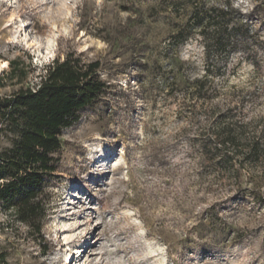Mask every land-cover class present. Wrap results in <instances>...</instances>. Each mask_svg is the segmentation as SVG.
I'll return each mask as SVG.
<instances>
[{
	"label": "rangeland",
	"instance_id": "rangeland-1",
	"mask_svg": "<svg viewBox=\"0 0 264 264\" xmlns=\"http://www.w3.org/2000/svg\"><path fill=\"white\" fill-rule=\"evenodd\" d=\"M204 1L230 2L251 25L247 59L238 52L224 67L206 60L196 33L174 38L190 11L181 1L0 0V97L33 89L68 52L99 61L110 88L61 134L40 238L0 208L8 264H264V173L244 169L238 186L201 165L193 146L236 107L240 145L257 141L264 156V0ZM12 61L25 80L6 77ZM207 66L213 76L190 120L184 88ZM9 147L0 134V151Z\"/></svg>",
	"mask_w": 264,
	"mask_h": 264
},
{
	"label": "trees",
	"instance_id": "trees-1",
	"mask_svg": "<svg viewBox=\"0 0 264 264\" xmlns=\"http://www.w3.org/2000/svg\"><path fill=\"white\" fill-rule=\"evenodd\" d=\"M175 1L190 7L185 25L174 35L179 42L196 33L206 60L223 59L224 67L238 52L248 58L246 46L256 34L247 21L236 17L230 2L209 5L204 0ZM252 64L256 67L254 61ZM9 68V80L26 79L27 73L16 61L10 62ZM100 70L99 61H86L82 54L68 52L62 60L57 57L43 68L33 89L19 88L0 97V134L10 139V147L0 151V208L30 233L36 231L38 238L47 213L48 189L57 171L54 156L61 147V134L79 121L81 112L103 102L109 93V85L98 74ZM212 76L207 66L192 87L184 88L183 103L190 120H195L196 110L190 102L205 100L203 93ZM235 108L219 111L213 133L200 131L193 146L200 151L201 165L216 167L224 179L239 186L244 169L253 172L260 168L264 173V156L257 141L240 145L234 132L243 133L245 128L231 123ZM254 178L257 188L260 177L251 175V183L256 182ZM255 188L248 192L254 200L259 199ZM0 264H8L4 252H0Z\"/></svg>",
	"mask_w": 264,
	"mask_h": 264
},
{
	"label": "bare ground",
	"instance_id": "bare-ground-1",
	"mask_svg": "<svg viewBox=\"0 0 264 264\" xmlns=\"http://www.w3.org/2000/svg\"><path fill=\"white\" fill-rule=\"evenodd\" d=\"M48 50H49V49H48ZM5 66H6V63H0V71H1V69L4 68ZM103 172H105V171H102L101 173H103ZM96 228H98V226H96ZM96 228H95V229H96ZM93 232H94V231H93ZM80 238L84 240L85 236L82 235V236H80ZM90 248H93V247L89 246V249H90ZM73 259H74V258H73ZM72 261H73V260H72ZM72 261H71V263H72Z\"/></svg>",
	"mask_w": 264,
	"mask_h": 264
}]
</instances>
